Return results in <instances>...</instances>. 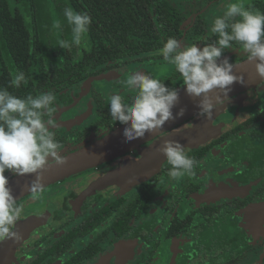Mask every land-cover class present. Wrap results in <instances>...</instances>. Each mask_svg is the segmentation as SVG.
Here are the masks:
<instances>
[{"label": "flooded vegetation", "instance_id": "af4514ba", "mask_svg": "<svg viewBox=\"0 0 264 264\" xmlns=\"http://www.w3.org/2000/svg\"><path fill=\"white\" fill-rule=\"evenodd\" d=\"M243 1L264 12V0ZM229 2L237 0H159V8L147 10V28L125 34L132 52L108 49L85 62L79 76L36 88L35 95L52 90L57 97L55 131L66 162L45 166L55 174L39 199L30 192L17 197L20 239L0 242V264H264V81L230 96L211 119L197 113L174 128L192 127L185 149L198 161L193 177L170 180L166 157L147 164L134 148L101 145L124 125L111 118L110 96L130 103L135 95L120 82L139 70L183 89L182 76L162 57L163 44L169 37L181 47L212 43L213 20ZM224 56L233 66L248 59L235 42ZM93 148L101 155L82 156Z\"/></svg>", "mask_w": 264, "mask_h": 264}, {"label": "clouds", "instance_id": "9594fccd", "mask_svg": "<svg viewBox=\"0 0 264 264\" xmlns=\"http://www.w3.org/2000/svg\"><path fill=\"white\" fill-rule=\"evenodd\" d=\"M63 14L71 26L72 39L61 40L59 46L71 51L86 36L92 17L71 7H65ZM210 32L218 38L203 47L196 43L181 47L179 40L169 37L160 50L164 61L174 65L182 76L186 93L202 97L198 102L199 114L208 119L212 118L213 109L228 99L230 86L237 81L243 82L233 74L229 58L224 56L220 59L233 42L240 45L249 60L257 61V73L264 78V12L246 8L242 0L229 2L223 15L214 18ZM22 82L27 83L25 74L17 72L9 86L20 88ZM120 83L135 95L130 103L119 94L111 95L108 111L113 121L126 125L123 128L126 142L142 138L146 133L162 128L166 122L183 116L184 108L175 114L172 111L179 100L178 90L168 87L152 74L137 70ZM214 89L221 90L223 94V98L216 96L215 103L208 95ZM56 101L52 90L21 98L11 94L7 88H0V242L20 239L15 224L22 215V205L18 204L8 186L6 171L20 176L35 174L29 192L36 200L43 192L42 170L45 166L66 162V157L61 155L62 145L56 138L55 130L59 127L54 115L58 111ZM159 150L171 166L168 170L170 180H179L185 175L195 176L198 161L179 141L165 139Z\"/></svg>", "mask_w": 264, "mask_h": 264}, {"label": "trees", "instance_id": "16d2710c", "mask_svg": "<svg viewBox=\"0 0 264 264\" xmlns=\"http://www.w3.org/2000/svg\"><path fill=\"white\" fill-rule=\"evenodd\" d=\"M158 2L0 0V88H7L11 94L21 98L29 94L34 96L36 88L47 84L50 78L79 76L85 62L99 60L108 55L110 49H115L112 52L120 55L132 52L135 43L125 34L142 33L141 27L147 28L149 21L146 19L147 10L150 14L154 7L159 8ZM65 7L87 12L92 17L86 36L71 51L59 46L61 40L72 39L71 26L63 14ZM17 72L25 74L27 83L22 82L20 88L10 87L9 81ZM34 73L37 83L32 80Z\"/></svg>", "mask_w": 264, "mask_h": 264}, {"label": "water", "instance_id": "95a60500", "mask_svg": "<svg viewBox=\"0 0 264 264\" xmlns=\"http://www.w3.org/2000/svg\"><path fill=\"white\" fill-rule=\"evenodd\" d=\"M256 60H249L246 59L242 61L239 64H236L233 66V74L238 76L239 78H242L243 82L237 81L234 82L230 88L231 90L228 93V98L232 96L233 94L239 93L244 90H248L251 87H254L258 83L264 81V78L260 77L259 74L257 73L256 70ZM107 74L102 75L101 78L106 77ZM94 78H89L86 80V83L93 81ZM179 93V100L175 107L172 109L173 113L175 114L176 112L179 111L180 108H184V114L183 116L177 117L175 120H170L165 123V125L150 133H146L144 137L134 139L132 141H125V138L123 136V128L126 125L121 126L120 128L116 129L114 132H112L103 142H101V145L104 148L105 144H109L107 148L111 149L110 147L113 146L114 148H117L118 150H126L129 148H134L138 153L140 154V161L144 159V162L149 164L150 157L152 158H159V161L162 160V157L165 158V156L160 152V147L163 144V141L165 139L168 140H176L179 141L182 145L185 147L190 146L191 140H192V127L191 125H187L184 128L177 130L174 129L178 124L184 122L185 120H188L195 114L199 113V108H198V102L202 97H194V96H189L186 91L185 87L181 90L178 91ZM208 95L212 98V102L215 103V98L217 95H221L223 98V94L221 93V90L219 89H214L208 93ZM170 132L167 133L163 137V141H159L158 144L151 146L149 148H141L138 149L137 146L139 144L144 143L146 141H149L153 139L155 136L162 135L165 132ZM100 145V146H101ZM158 150V151H156ZM88 151V150H87ZM100 152L98 153L97 150L89 149V152L85 154V152L82 154V156H87L91 158H95L100 156ZM80 156V155H78ZM141 161V162H142ZM55 170H47L46 168L42 170L43 172V184L46 183L49 179L50 176ZM59 172H65L64 169H61ZM36 175L35 174H25L22 176H16L14 178H11L8 180V186L11 188L12 193L14 197H18L20 195H25L29 192V186L33 180H35Z\"/></svg>", "mask_w": 264, "mask_h": 264}, {"label": "rangeland", "instance_id": "374dc122", "mask_svg": "<svg viewBox=\"0 0 264 264\" xmlns=\"http://www.w3.org/2000/svg\"><path fill=\"white\" fill-rule=\"evenodd\" d=\"M242 3H244V1L242 0Z\"/></svg>", "mask_w": 264, "mask_h": 264}]
</instances>
